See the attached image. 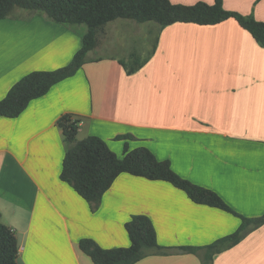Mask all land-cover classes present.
I'll list each match as a JSON object with an SVG mask.
<instances>
[{
    "label": "crops",
    "instance_id": "0c3cea01",
    "mask_svg": "<svg viewBox=\"0 0 264 264\" xmlns=\"http://www.w3.org/2000/svg\"><path fill=\"white\" fill-rule=\"evenodd\" d=\"M224 6L264 21V0H224ZM116 20L98 29L75 75L18 116H0V220L17 235L19 264H95L79 240L127 247L125 224L133 215L148 216L159 244L170 248L134 264H202L201 253L179 247L210 244L241 224L168 181L129 173L92 208L60 178L67 144L57 122L67 113L82 118L79 139L97 135L121 157L126 144L146 146L240 214H264V47L234 18L163 28L125 21L133 19L109 25ZM134 29L148 36L145 56L134 46L138 40L118 45L116 37ZM81 45V34L43 13L1 19L0 100L28 73L69 63ZM213 264H264V224L215 254Z\"/></svg>",
    "mask_w": 264,
    "mask_h": 264
},
{
    "label": "trees",
    "instance_id": "16d2710c",
    "mask_svg": "<svg viewBox=\"0 0 264 264\" xmlns=\"http://www.w3.org/2000/svg\"><path fill=\"white\" fill-rule=\"evenodd\" d=\"M16 8L43 13L49 19L65 25L84 24L87 29L82 35L81 47L69 63L52 70L32 71L10 88L0 100V116L5 117L18 116L33 99L45 95L55 84L75 75L96 46L98 29L119 18L152 21L162 28L176 22L214 25L234 18L264 47V21L253 14L227 9L224 0H214V3L198 1L194 4H179L171 0H0V20L11 16ZM81 122V117L70 113L58 119L57 124L62 128L67 144L60 178L73 186L92 208L99 204L120 174L129 173L150 180L168 181L198 204L239 216L241 224L235 232L207 245L179 247L184 252L201 253L202 264H213L215 254L236 245L249 231L264 224V214L257 217L240 214L217 191L181 176L172 168L169 160L157 158L146 146L129 149L126 144L121 157L97 135L79 139ZM125 228L130 238L127 247L104 248L91 237L81 238L79 247L95 264H134L151 254L169 252V247L159 244L156 227L148 216L133 215ZM0 264H19L17 235L1 220Z\"/></svg>",
    "mask_w": 264,
    "mask_h": 264
},
{
    "label": "rangeland",
    "instance_id": "374dc122",
    "mask_svg": "<svg viewBox=\"0 0 264 264\" xmlns=\"http://www.w3.org/2000/svg\"><path fill=\"white\" fill-rule=\"evenodd\" d=\"M19 11V12H18ZM25 13L26 14V17L28 16H34L36 13H32L30 12V10H26V9H21V8H16L15 11L12 13L11 16L9 17H16L17 14L19 13ZM17 13V14H16ZM16 14V15H15ZM7 17V18H9ZM125 19H122V18H119L118 20H116L115 22H111L109 25H112L113 27L116 26V24H118L120 21H124ZM119 21V22H118ZM125 21H131L133 23H137L140 27H145L148 23H153V24H156V22H144V23H139V22H136L134 20H125ZM73 29H75V31L78 33V34H81L83 35L87 29L86 25L84 24H77V25H70ZM134 28H138V26H134ZM136 29H134V32L132 34H122V35H119L118 37H116V39L119 38V42H118V45L120 44V46H125L126 43H128L129 41H137L138 42L136 43V45H134L137 49H138V52L142 55V56H145L148 51H147V47L149 45V39H148V36H143L141 33H139L140 31H138L137 33L138 34H135L136 33ZM135 34V35H134ZM152 41V39H151ZM116 43H117V40H116ZM126 47V46H125ZM85 238V237H84ZM80 241V240H79ZM80 248V247H79ZM81 250V249H80ZM82 251V250H81Z\"/></svg>",
    "mask_w": 264,
    "mask_h": 264
}]
</instances>
